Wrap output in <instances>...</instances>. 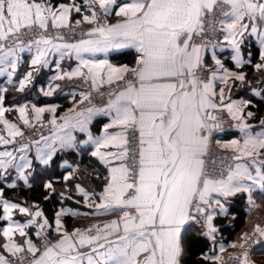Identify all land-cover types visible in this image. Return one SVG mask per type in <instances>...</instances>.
<instances>
[{"label":"snow or ice","instance_id":"1","mask_svg":"<svg viewBox=\"0 0 264 264\" xmlns=\"http://www.w3.org/2000/svg\"><path fill=\"white\" fill-rule=\"evenodd\" d=\"M87 3L92 11L91 15L83 16V21L96 25L85 33L88 39L57 43L64 37L41 35L24 45L18 41L25 29L43 32L49 22L54 28L69 27L72 8L64 4L54 8L42 0H0V76H6L12 84L21 62L20 53L34 49L29 70L15 85L17 91L23 92L31 85L34 73L48 68L50 57L57 55L59 59L52 61L56 71L50 77L52 81L82 77L97 91L104 84L111 86L123 81L122 87L108 92L106 107L70 108L59 117L62 121L59 124L56 105H32L36 121L45 112L53 114L49 121L53 126L52 135H41L40 140L21 144L12 151L7 146L24 133L16 123L5 118V113L14 110L23 125L29 128L35 125L29 119L27 104L5 108L4 96L0 95V124L4 126L0 130V145L5 147L0 151V177L15 167L19 178L27 184L25 169H30L33 162L26 153L32 143L36 145L35 159L48 165L57 151L75 148L77 138L73 133L82 132L88 137L82 143L94 145L91 155L108 167L100 203L95 205L97 213L118 210L122 214L102 227L96 225L69 233L63 230L60 217L76 213L61 209L55 219L60 239L54 243L45 239L41 248L31 239H25L24 244L17 243L14 233L25 237V228L36 224V218L43 213L9 203L0 193L2 218L9 221L2 229L5 239L2 248L19 260V264H184L182 234L193 222L204 229L203 236L215 241L218 230L213 221L217 215L227 214L229 198L246 194L248 205L255 208L258 205L253 192L259 191L264 196V120L260 121L261 130L254 131L253 125L247 122L254 113L244 112L251 101L225 103V89L220 88L217 93L215 88L217 80L227 85L229 80L243 83L246 79L243 72L229 71L217 58L216 48L220 44L215 38L217 32L224 34L223 43L231 48L235 66L241 68L245 63L241 44L250 29L260 44L261 63L255 68L264 69V0H124L121 3L87 0ZM94 5H98L105 17L115 9L117 21H101ZM75 11L79 13L80 7H75ZM122 48L135 50L134 67L94 59L97 53L107 54ZM209 49L216 65L210 77L201 75ZM73 56L79 61L78 66L70 72L62 70L60 61ZM219 72L223 75H218ZM58 87L49 83L47 90L40 91L44 96H51ZM6 91L7 88H0V92ZM90 95L81 92L79 103L91 104ZM255 95L261 93L257 91ZM225 110L236 122L233 127L241 138L228 142L218 140L220 148L231 150L233 155L214 159L209 149L212 133L223 131V127L213 113ZM98 113L109 116L110 122L104 125L101 135L93 136L88 126ZM15 152L20 155L17 157ZM217 170L218 174H214ZM64 179H71V173ZM45 187L54 191L50 181ZM77 188L88 200V193L79 185ZM15 209L32 219L27 224L13 222ZM48 225L45 218L39 224L37 236ZM256 237L264 238V227L259 224L251 234H243L239 244L242 252L232 258L240 264H249L246 245L250 240L258 242ZM224 250L220 245L219 251ZM28 256L32 258L29 260ZM203 258L213 264L222 261V256L215 254H205ZM0 264H13V261L0 254Z\"/></svg>","mask_w":264,"mask_h":264},{"label":"crops","instance_id":"2","mask_svg":"<svg viewBox=\"0 0 264 264\" xmlns=\"http://www.w3.org/2000/svg\"><path fill=\"white\" fill-rule=\"evenodd\" d=\"M37 2H41V1H37ZM42 2L45 4H50L47 1H42ZM121 2H124V0H117V3H121ZM81 3H83L85 5V6H83V8H81ZM61 4L68 5L72 8L71 12L69 13L68 23H70L71 21H78V20L81 21L80 23H82V25L84 26V28H83L84 34L82 37H80L78 39H71V40L64 39L63 41H55V42H57V43H61V42L77 43L81 39H88V37L85 35V33L90 31L96 25L88 24V23L83 21V16L84 15H91V11H92V8H90L89 4L87 3V0H81V2L76 1V0H70L68 3H61ZM61 4H59V5H61ZM59 5L57 7H54L51 4V6L54 8H58ZM75 7H80L81 11L79 13H81V14H80V16H78L77 18L74 19L73 15L78 13L75 11ZM105 19L109 23H115L118 19L117 17H115V9L113 10V12L109 16L105 17L104 20ZM49 25H51V22H49ZM223 35L224 34L222 33L220 44L216 48L217 58H219L222 61L225 68H227L229 71L243 72L246 79H245V82H243V83H241L239 81L229 80L227 85L222 84V83H220L219 80H217L215 82V88H216L217 93H219L220 88L225 89V103H228L230 101H235V100L251 101L250 97L251 96H257V95H255V92H257V91H259L261 93V95H259L257 97H262L263 85H258V84L253 85L247 79L246 71L242 70V67L244 65L250 64L252 61L251 60L252 59V53L250 51L245 52V50H244V45L247 41L255 42V44L259 48V61L257 63H261V60H260V44H259L256 36L250 34V29H249V33L245 34L243 43L241 44V55H242V58L245 61V63L243 64V66L241 68H237L236 66H235V68H232L226 62V60H228L235 65L234 61H232V59H231L232 50L226 44L223 43ZM24 45H27V44H24ZM32 55H34V49H33V52H28L27 50H25L24 52L20 53L21 62L18 66L17 74L13 78L12 84H9L7 82L6 76H0V88H7L6 92H0V95L4 96V107L5 108L15 109L19 105L27 104L28 105L29 119L32 122V124L36 125L38 123H42L44 121H47L48 119L50 120L52 118L53 114L49 113V112H45L42 114V119L40 121H36L34 119L35 113H33L31 111L32 105H35L36 107H47L49 105H56L57 106L56 107V113H55L56 117L57 116L61 117V116L65 115L66 113H68V110L70 108H77L78 110H80V109H83L86 107H91L93 105L97 108L106 107L108 95H104V96L100 97L98 100H91L90 99L91 104H89L88 101H84L83 104L79 103L80 99H81L80 93L81 92H88L87 90H79L75 87V84L77 82H86L84 80V78H82V77H74L71 80H69L67 78L64 80H56V81L50 80V77H52L56 74L55 63L52 61L59 59L58 55L55 57H50V65L48 68L41 69V71L38 74L34 73V80H33L32 84L29 85L24 91L29 90L31 87H33L36 79L40 76L39 79H40V81L44 80V84H42V83L38 84V86L36 87L37 92L40 95L44 96L42 94V92L40 91L41 88H44L45 90H47L49 83L53 84V86L59 85V87L56 89V91L53 93V95L45 96V97L54 98L56 96H59V97L60 96L61 97L62 96L63 97L68 96V100L71 102L69 106H67L66 108H64L62 110H59V108L62 106V103L57 101L56 99L50 100V102H48L46 104H42V105L35 103L31 99L21 100L18 103H14L12 105L7 104L6 103L7 93L9 91H17L15 85L18 84L19 78H21L29 70V64H30V60L32 58ZM136 55L137 54H136L134 49L122 48V49L111 50L107 54L97 53L96 56L94 57V59H96V60L107 59L109 61V63H111L115 66L128 65L129 67H134ZM85 58L87 59L89 57L85 56ZM204 61H205V71L203 73H201V75L210 77L211 71L216 68L215 62L212 59L211 49H209L205 53ZM78 64H79V61L75 59V56H73L71 58L65 57L63 60L60 61L61 69L64 71H68V72L75 69L78 66ZM84 71H87V70L85 69ZM218 75H223V73L219 72ZM106 86H108V85L104 84L99 89L106 87ZM229 89H231V92H229ZM217 103H219L218 100H217ZM251 104H252V101H251ZM248 111L253 112L254 115L252 118L247 119V122L249 124L253 125L254 131H260L261 130L260 121L264 120V116L257 118L255 112L252 109H250L249 106L244 109L245 113H247ZM218 112H219L220 116L224 119V122L222 123L223 132L221 135L218 136V140L221 142H228L232 139H240L241 138L240 132L235 127H233V125L236 122L230 118V116L228 115L226 110L225 111H218ZM5 118L10 120L13 123H16L20 127L21 131L23 130V128L27 127V126L23 125V122L19 119V113L14 111V110L6 112ZM109 122H110L109 116L104 115L103 113H98L97 115H95L93 117V119H92V121L88 127H89V130L91 131V133L93 134V136H99L103 132L104 125L109 123ZM59 123H62V121L60 120ZM3 127H4L3 124H0V130H2ZM109 131H116V129H110ZM227 133L230 134V136L226 137ZM4 134L6 135V133H4ZM73 134L77 138V146L75 148L63 149V150H59V151L76 150L78 152H81L83 150V151H88L91 154L92 151L95 150L94 145H92L90 143H82V142H86L88 140L87 134L82 133V132H74ZM51 135H52V132L49 135H43V136L50 137ZM40 137H38L34 141L40 140ZM29 143L20 141L17 137L16 142L14 144H10L7 146V150L12 151V150H14V148H18L21 144H29ZM4 150H5V147L3 145H0V151H4ZM59 151H57V153ZM14 154L17 155V157L20 155V153H18V152H15ZM56 154L53 156V159L55 158ZM26 155H27L28 159L32 160V162H33L32 167H33L34 163L40 164L41 166L46 168V173L48 175H50V177L55 179L54 178V172L51 170L52 169L51 165H52L53 159L48 165H43L38 160H36L35 159V157H36V145L34 143L31 144L30 150L26 153ZM16 163H19V161L17 160ZM32 167L30 169H25V174L28 177V183H29V176H30ZM77 167H78L77 164H74L72 161H70L68 159H64L60 163L61 169H68V171L65 173L64 177L68 176L70 173H71V177H72L75 170L77 169ZM105 167L108 170V167L107 166H105ZM8 171H10L13 175V178L11 181L8 182V185H13V184L15 185V184H17V182L19 180L24 181V180L19 178V172L15 169V167L9 168ZM49 181L50 180H47V183ZM64 181H67V180L64 179ZM77 185H79V188H82L84 190V192L88 193V196H89L88 200H85L84 194L79 191V189L77 188ZM75 189H76V193L83 197V200L80 202L81 207L80 206H71V205H65V206L60 207L59 211L61 209H67V210H69V213H76V215L68 214V215H62L60 217L62 224H63V230H66L69 233H71L75 229H78L77 228L78 225L74 224L75 221L80 222V221H85V220H89V219H96V220H103L104 224H106V223H109L111 220L117 219L119 217L120 211H118V210H114V211L108 212V213H104L103 210H100V213L99 214L97 213L95 205L100 203L99 197H100V194L103 192V189L101 191L94 192V191H91L88 188H86L81 183H76ZM253 198L256 201V204L258 205V207L250 208V206L248 205V202H247V206H246V210L248 212L247 222H246V225L242 228V230L237 234L236 239L233 241H230V242H226L223 239H220L214 246H211V249L209 251H207L205 254H207V255L215 254V255H221L223 257V255H225L226 252L233 249V247H231L232 244L235 243L237 246L239 245V243L241 242L240 238L243 236L244 233H250L257 224H259L261 227H264V207L262 205V203L264 202V196H262L259 191H254L253 192ZM2 199L7 200L9 203L18 204L21 207H27L30 212H35V211L39 210L43 213L42 217L36 218L37 219L36 224H32L29 227L25 228V232L27 234L25 237L20 236L18 232L14 233V239L17 243L24 244L25 239H31L32 242L37 244L38 247H42L41 238L47 232H49L51 235H54V236H55V234L57 235V238H55L54 242H56L58 239H60V235L56 232L55 222H54V226H52L51 223L49 222V225L43 230L42 235L37 236V232L40 231L39 224L43 223V220L45 218L47 219L43 210L37 204H35V203L34 204H25V203L18 201V200H12V199H7V198H3V197H2ZM230 199L231 198H229V200L226 204V207L228 208V212H229ZM246 200H247V196H246ZM31 206H33L34 208L33 207L31 208ZM228 212H227V214H228ZM227 214H219L216 217L226 216ZM3 215H4V213L2 214V217H3ZM67 216H69L71 219H73V222H72V225L70 226V228L66 227L65 218ZM30 219H32L31 216L21 213L19 211V209H15L12 212V221L13 222H17L20 224H27ZM2 220H4L5 223L3 224V226H0V254L5 255L6 258H8L11 261V256L8 253H6L4 251V249L2 248V244L5 242V239L2 235V229L8 226L9 221L6 219H3V218H2ZM213 223H214V221H213ZM214 225H215V223H214ZM182 236H183V234H182ZM256 240H258V242L255 243V248L249 254V264H264V262L261 261L262 258L264 259V238L257 237ZM220 245L224 246L225 250L223 253H221L219 251ZM209 261H211V260H209ZM211 262L213 264V261H211Z\"/></svg>","mask_w":264,"mask_h":264},{"label":"trees","instance_id":"3","mask_svg":"<svg viewBox=\"0 0 264 264\" xmlns=\"http://www.w3.org/2000/svg\"><path fill=\"white\" fill-rule=\"evenodd\" d=\"M41 1V0H37ZM47 1L54 7L61 3H68L70 0H42ZM81 2V0H76ZM85 6L81 3V8ZM74 19L80 16V13L73 15ZM244 50L252 53V61L242 67L247 73V79L253 84L263 85L262 97L251 96L252 104L249 108L252 109L257 118L264 116V69L256 70L255 64L259 61V48L253 41H247L244 45ZM227 64L235 68V65L226 60ZM40 77V76H39ZM39 77L36 79L33 87L29 90L9 91L6 96V103L12 105L21 100L31 99L35 103L42 105L56 99L62 103L59 110H62L70 105L68 96L54 98L45 97L40 95L36 87L39 83L44 84V80L40 81ZM234 134V133H233ZM230 134H226V137ZM225 137V138H226ZM68 159L74 164H77L71 179L64 181V175L68 169H61L60 163L62 160ZM51 170L54 172V178L46 173V168L38 163H34L29 176V183L25 184L24 181H18L15 187L8 185L12 180L13 175L8 171L4 176L0 177V193L3 198L18 200L25 204H37L43 210L45 216L52 226H54L56 213L60 207L65 205L80 206L83 197L76 193L75 184L81 183L91 191H101L105 186V177L108 176L107 168L88 151L78 152L76 150L59 151L53 159ZM50 180L54 191L47 189L45 184ZM247 200L245 194H239L232 197L229 202V212L226 216H218L215 218L214 223L217 227V232L220 239L230 242L236 239L237 234L246 225L248 212L246 210ZM3 206L0 205V226L5 223L2 220ZM73 219L69 216L65 218L66 227L70 228ZM183 244L185 247L184 264H212L211 261L203 258L204 254L211 249L209 240L201 236L196 227L191 224L190 228L183 233Z\"/></svg>","mask_w":264,"mask_h":264},{"label":"built area","instance_id":"4","mask_svg":"<svg viewBox=\"0 0 264 264\" xmlns=\"http://www.w3.org/2000/svg\"><path fill=\"white\" fill-rule=\"evenodd\" d=\"M93 8H95V10L97 11V15H99V17H101L100 20L104 21V16H103L104 14H103L102 10L99 9L98 5H94ZM217 27H219V25ZM83 34H84V31L82 28H76V27H71V26L70 27H64V28L50 27V28H47V30L43 31V32L39 29H34L32 31L25 30V31H22V33L20 35V41H18V42L23 43V44H28L30 41L38 39L41 35H45V36H48L51 38H55L56 36L59 35V36H63L64 39L71 40V39H78V38L82 37ZM221 36H222V33L217 32L215 35V38L220 41ZM10 40H11V38H10ZM197 42L198 43L200 42L199 38H197ZM118 86L122 87L123 81L119 82L118 84H113V85L108 86V87H103V88L99 89L98 91L94 90L91 87V82H89V81L77 82L75 84V87L77 89L87 90L89 93H91V95H90L91 100H98L100 97L107 95L109 91L116 89ZM213 114L218 116L221 124L224 122V119L220 116L218 111L214 112ZM52 128H53V126L50 123H46L42 127L35 129L34 132L32 131L33 137L35 139H37L41 135H49L52 132ZM27 130L30 131L31 128H29V129L27 128ZM222 132L223 131H214L212 133L209 149H210V155L214 159L221 157V156H225V157L230 158L233 155L231 150L225 151V150L220 148L219 144H217L218 136L221 135ZM129 164H131V161H129ZM218 171L219 170H217V173H214V174H218ZM96 225H99L102 227L101 224H95V225H91L89 228H93V226H96ZM193 225L196 227L199 234L201 236H203L202 232L204 231V229L201 227V225L197 224L195 222H193ZM203 237L206 238L207 240H209V242L211 243V246H214L220 240V236H219L218 232H216V234H215V241L210 240L206 236H203ZM255 239H257V237ZM44 240L45 239H43L42 242H44ZM255 243L252 240H250L248 242V244L246 245L249 254L255 248ZM241 252L242 251H240V249L235 250L233 252L230 260L227 261L228 263H225V264H240V261L238 259H233L232 257L239 256L241 254Z\"/></svg>","mask_w":264,"mask_h":264},{"label":"rangeland","instance_id":"5","mask_svg":"<svg viewBox=\"0 0 264 264\" xmlns=\"http://www.w3.org/2000/svg\"><path fill=\"white\" fill-rule=\"evenodd\" d=\"M81 14V13H80ZM104 16V15H103ZM98 17H99V15H98ZM99 18H101V17H99ZM105 18V17H104ZM76 27V28H84V26L82 25V23H79V24H77L76 23V21H71L70 23H69V27ZM50 27H52L51 25H49V27L48 28H50ZM25 30H27V29H25ZM25 30H23V31H25ZM109 86V85H108ZM108 86H106V87H108ZM57 118V123L59 124V122H60V119H59V116H57L56 117ZM51 120V119H50ZM49 119L47 120V121H44V122H42V123H38V124H36L35 125V127L34 128H31V130L29 131V130H27V128L29 129V127H26V128H23V133H24V135L23 136H21V137H18V139L20 140V141H23V142H27V143H29V142H33L34 140H35V138L33 137V132L35 131V129H37V128H39V127H42V125H44V124H46V123H49V121H50ZM33 131V132H32ZM262 205H263V207H264V202L262 203ZM33 206H31V208H32ZM34 208V207H33ZM120 214H121V212L119 213V216H120ZM263 222V221H262ZM74 224H77L78 225V229H81V230H86V229H88L91 225H95V224H101L102 226L104 225V222H103V220H96V219H89V220H85V221H75V223ZM253 232V230L249 233V234H251ZM55 238H57V235L55 234V236L54 235H51L49 232H47L45 235H43V237L41 238V242L43 241V239H47L48 241H50V242H52V243H54V241H55ZM240 244V243H239ZM42 247H43V242H42ZM41 247V248H42ZM237 249H240V251H242V249L239 247V245L236 247V248H233V249H231V250H229L228 252H226L225 253V255H223V257H222V261H221V264H225V263H228L227 261H229L230 260V258H231V256H232V254H233V252L235 251V250H237ZM32 257L31 256H28V259L30 260ZM11 261H13V263L14 264H19V260H17V259H15V258H13V257H11ZM261 261L262 262H264V259L262 258L261 259Z\"/></svg>","mask_w":264,"mask_h":264}]
</instances>
